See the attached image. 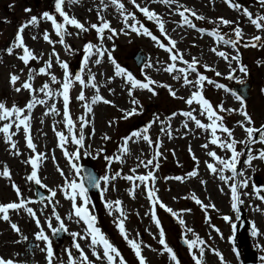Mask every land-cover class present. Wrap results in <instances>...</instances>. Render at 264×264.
I'll list each match as a JSON object with an SVG mask.
<instances>
[{
  "label": "rangeland",
  "instance_id": "obj_1",
  "mask_svg": "<svg viewBox=\"0 0 264 264\" xmlns=\"http://www.w3.org/2000/svg\"><path fill=\"white\" fill-rule=\"evenodd\" d=\"M54 0H0V50L7 48L12 41L18 28L21 24H24L26 20L31 16L39 17L44 11L53 10ZM125 4L128 10H133L132 5L128 3V0H121ZM141 3V0H137ZM179 3L184 6L193 9L197 14L205 17L204 20H195L194 17H190L193 23L199 28L211 30L215 27L214 24L208 21L216 20L219 17L224 19L238 21L239 27L242 29L243 38L246 42H251V37L255 35H262L264 33L258 32L254 26L247 22L246 18L243 17L240 11H236L228 8L223 0H178ZM239 3L242 8L249 9L254 15L264 14V8H261L258 4V0H234ZM108 3V0H105ZM144 3H148V0H143L141 6ZM100 0H79L78 3L68 4L65 0L64 8L68 12L69 16H74L81 23L87 26L91 23H99L96 12L99 9ZM11 5V7H9ZM148 7L155 12L159 13L165 21V29L170 37L177 42L176 47L182 52L185 60H190L192 56L197 57L201 64L207 63L217 68L222 74L221 77H216L214 73H205L209 78L216 80L218 83H222L225 87L234 91L236 87L246 88L247 100L246 107L252 119L255 122V126L259 127L264 124V94H261L260 89L264 88V44L259 47H244L243 43L238 45V51L240 53L242 64L246 65L249 70L248 77L244 78L245 83L239 84L236 80H227L225 78L227 68L225 62L216 57L214 53L210 52L209 49L216 46L218 50H223L233 54V50L222 44L216 45L214 39L209 37L206 33L202 34L197 32L195 29L188 28L187 26L180 27L179 15L173 11L175 5L166 6L160 3H148ZM31 9L30 12H25L24 9ZM137 19L149 28V30L160 37V33L156 24L152 21H148L139 12L135 13ZM101 15L110 22V26L116 29L121 28L123 25L119 18L118 10L115 6L109 4V6L101 12ZM188 15L187 13L185 14ZM59 20V18H58ZM236 25L221 26L220 32L222 34L231 35V29ZM68 31L72 32L73 35L67 36L65 42L68 43L72 49L76 50L74 55H68L62 45L59 43L55 44V51L59 55L61 60H65L69 63L70 68L73 72L79 69V63L82 59V46L88 41L96 43L95 31L90 30L87 33H81L79 37L75 35L77 31L71 26H66ZM47 30L50 38L58 40L54 31L51 28L50 22L39 20L38 24L28 26L22 33V39L24 44L37 55L41 52L44 54L42 60L38 63L36 61H30L29 67L38 69L42 66L43 61L49 58L52 45L47 44L43 38V32ZM106 31V30H105ZM33 36L36 39H33ZM162 42L167 43L160 37ZM115 44V50L113 52L114 58L117 62L128 71L134 74L137 79L143 81L144 75L149 76L151 79L158 81L163 84L171 85L177 90L178 96L187 97L189 94L188 89L181 88L180 83L182 81H173L168 73L163 69L167 67L165 63L168 60V54L161 48L157 47L155 43L145 36H137L134 33L129 35H118L113 41H105V47L111 48L112 44ZM20 49H15L13 55H8L6 52L0 51V102H4L6 106L11 107L16 104L19 107H23L29 95L26 91L16 93L12 86L9 84V73H15L20 76V80L17 82V86L27 77V67L17 59L15 53L20 52ZM146 58L145 64H151V67L138 68L136 60L138 57ZM257 61H260L258 66ZM170 63V61H169ZM177 66L179 62H177ZM89 67L93 72L97 73L96 81L102 86L100 87V94L110 101H114L118 107L111 105H105L102 102L93 105L94 116L89 115V119L92 120V124L85 128V147L80 149V159L78 161L81 169L84 166H90L98 175V177L104 175L106 171L115 173L119 171L121 175L130 174L129 169L135 167L137 163V157L148 158L152 152L145 142L138 141L132 143L129 141L130 154L123 157L124 163L113 162L110 169H106L107 162L103 159L105 155H113L117 151L118 145L121 143V138L129 134L131 131L142 128L146 122L153 118V114H157L163 119L165 116L170 115L172 112H179L181 110H187L188 106L184 104L183 100L173 99L168 95V92L163 87L156 88L157 95L151 96L146 90H136L134 97L140 101L143 105L144 111L141 115L133 116L128 120L119 119L122 115L118 109L129 108V97L127 92L123 90V85L119 77L115 78L111 83H107L106 78L113 75V69L106 59L100 65H92ZM198 70L204 72V69L197 66ZM23 68L24 71L19 70ZM159 69V71H157ZM57 76L58 79L62 77V70L57 64H55V57H53V67L50 70ZM103 75H100V73ZM240 76L239 73H236ZM190 79L192 76L189 77ZM48 78L46 76H37L33 84L35 87H39ZM56 88L57 85H52ZM114 90V94L109 92V89ZM79 85H74L70 90V102L69 110L71 118L77 121V118L82 114V102L76 100V96L79 94ZM94 89H85V96L91 97L94 94ZM241 95L240 93H237ZM205 97L215 106L220 102H223L225 108H238V101L231 96L230 93L224 92L222 89H217L213 85H206L204 88ZM242 96V95H241ZM243 97V96H242ZM51 103V101H49ZM57 108L62 109V100L57 99ZM197 107L198 105H193ZM44 107L36 105L32 110L30 135L33 142L37 146L38 152L45 153V159L39 164L38 175L42 178L43 183L49 188H56L57 185L62 183L63 178L56 171L57 165L63 169L66 173L68 172L67 161L65 160L61 150L57 147V138L52 131L53 122L57 130H63L64 125L62 123V115L52 116L43 115ZM202 122L207 123L205 117H201L197 113ZM225 117V124L227 127L233 130V136L236 140L244 138L245 134L242 129L236 125V121L242 119L238 114L233 113L228 115L223 113ZM117 120V123L113 126H108V121ZM183 117H174L171 121V127L173 130V138L168 139L167 136L160 133V125L154 124L149 130L151 138L155 141L157 137L160 138L161 144L159 150L163 153V156L159 159L160 167L154 172L156 176L155 188L157 195L160 200L169 208L180 213L182 209H191V212L180 213L181 217L185 220L186 225L193 229L195 234L203 239L210 248H215L220 251L226 261V264H244L247 259H250L253 255H256L258 264H261L260 256L264 255L255 245L260 244L264 246V214L256 211V206L264 208V204H261L255 196H241L244 201L243 204L239 205L240 208V219H235V213L231 210V199L226 193L229 192L228 186L223 184L215 175L209 173L205 166V161H211V158L206 155V149L201 148V145L206 143L207 133L202 132L199 129H195V126L189 122V128L195 129L194 132H188L183 127ZM43 121V123H41ZM0 121V124H3ZM78 123V121H77ZM95 128L94 135L89 137V133L92 127ZM187 132V135L184 133ZM108 135L109 140L104 141L102 137ZM13 139L17 142L22 155L12 156L7 150L2 134H0V171L6 165L10 170L11 182L0 176V204L8 203L17 200L15 192L11 188V183L14 182L19 186L23 196L29 201L38 200V192L47 196L46 189H40L38 186L27 182L25 176L30 172V165L23 163L28 158L31 150L25 146V141L22 138L21 133H17ZM69 151L75 149V145L70 142L65 145ZM155 147V146H154ZM189 147H191L192 154H194L200 161L198 166V176L188 178L186 173L191 171L195 167V162L192 160L189 154ZM237 150L243 148L242 145L237 144ZM209 148L215 150L218 155L225 156V152L221 151L216 146L209 145ZM264 148V145L256 143L252 145L253 154L258 150ZM98 149H103L100 156L93 159L92 156H85L84 152L88 151L95 155ZM172 153H175L173 156ZM230 155V153L228 154ZM55 157V160L52 159ZM166 157V158H165ZM246 159V155L242 156ZM252 164L255 168H247L243 163L237 165L238 170L245 171V177H251L249 180V187L242 191L251 192V185L253 183L257 186L264 188V162L260 160H253ZM179 165V166H178ZM240 165V168H239ZM147 170L143 167L137 169L138 174H142ZM48 173L55 178L48 179ZM225 175H231L230 172H226ZM184 177V182L181 183L174 179L165 180L164 177ZM84 177L83 171L75 177L77 182H82ZM200 180H204L205 183L201 184ZM137 183H139L137 181ZM130 183L126 180L117 178L116 181L110 182L108 190L104 192L103 197L95 195L93 198L90 197L89 193V204L87 205L90 214L97 217L96 227H99L101 231L106 235L107 239L115 245L127 264H138L134 253L127 246L123 238L119 235L118 230L113 223L116 213L112 216L108 215L105 207L104 200H116L122 201V208L124 210L127 219L124 221L125 229L129 234V238L137 239L142 242L141 251L142 255L146 258L147 264H173L166 253H160L159 251H153L152 249H161V245L157 243L158 230L155 224L152 223L150 216H146L145 212L149 209V203L146 195L142 194L143 186L135 189V198L128 195V188ZM223 188V192L220 189ZM101 192V189H100ZM195 194L203 203H212L215 205V209H207V220L205 214L201 211L200 207L190 199V196ZM264 194V193H262ZM56 204V211L64 220L68 232H83L85 225L83 221L77 220L72 215L71 219H68L72 212L70 203L64 199L62 193L57 191V195L54 197ZM28 206L32 207L41 220V224H44L45 217L51 216L52 205H42L35 202L30 203ZM43 208V215H40V209ZM139 213V215H137ZM157 217L161 223V226L165 232L166 243L176 253L180 264H194L191 257L188 254L186 246L181 240V228L174 218L163 209L156 207ZM10 219L17 223L21 229L23 236L27 237L26 241L21 243H12V241L20 239V237L11 231L10 226L7 222L0 220V256L5 258H13L17 261H23L28 264H46V253L41 252L39 248H33L34 244H39L43 247V242L35 241L33 233L37 231L35 223L27 216L26 213L20 211L19 214L10 210ZM223 215H228L233 219V222L237 225L235 230L230 229L229 225L222 219ZM259 230L261 235L253 237L251 235L252 224ZM52 224L55 227L56 221L52 218ZM242 224V225H241ZM214 225L220 230L223 235V239L217 235V233L210 227ZM147 229V231H146ZM46 234L51 238V245L54 249L53 264H67L68 253L64 251L68 249L72 252L74 257H78V253L75 248L71 247L72 237L67 232H60L56 236H52L45 226ZM137 233L139 236L137 237ZM151 233L152 235H150ZM63 234V235H62ZM61 235V236H60ZM187 238L193 239L192 233L185 234ZM60 236V237H59ZM156 236V239L153 238ZM57 237V239H55ZM211 237V239L209 238ZM78 243L84 249L85 253L89 256L90 260H95L91 256L90 249L88 247V240H79ZM143 245H150L151 247H144ZM235 248V252L232 249ZM28 250V251H26ZM102 251V249H101ZM194 251L196 249L194 248ZM237 253L239 258H237ZM19 254V255H17ZM95 264H100L96 261ZM204 264H219V259L209 250L205 249Z\"/></svg>",
  "mask_w": 264,
  "mask_h": 264
},
{
  "label": "snow or ice",
  "instance_id": "obj_2",
  "mask_svg": "<svg viewBox=\"0 0 264 264\" xmlns=\"http://www.w3.org/2000/svg\"><path fill=\"white\" fill-rule=\"evenodd\" d=\"M78 2L79 0H67L68 4ZM223 2L228 8L240 11L243 17L246 18L247 22L254 26L258 32L264 33V14L258 13L254 15L249 9L242 8V6L239 3L234 2V0H223ZM64 3L65 0H54L53 10L51 12L44 11L39 17H29L16 31L12 43L7 48L0 50L6 52L10 56L14 54L15 49L21 50L20 52L15 53V55L17 59L20 60L25 67H27V77L19 83V86H17L20 76L10 72L8 82L16 93L26 91L29 95V99L23 107H19L16 104L8 107L4 102H0V121L4 122L3 124H0V134H2L3 141L7 146L9 154L16 157L21 156L22 153L13 137L16 136L17 133L22 134L26 148L31 150L28 158L23 161L26 165H30V172L26 174L25 180L38 186L40 189L47 190V196L40 195L38 200L29 201L23 196L19 186L14 182L11 183V188L15 192L17 200L0 204V220L7 222L11 231L20 237V239L12 241V243H21L27 240V237L23 236L17 223L13 222L9 215L10 210L17 214H19L20 211H23L35 223L37 231L33 233L34 240L43 242V247L39 244H34L33 248H39L41 252L46 253V264H53L54 249L51 245L50 236L46 234L45 226L47 230L51 232L52 236H56L60 232H67L68 235L72 237L71 247L76 249L78 257H74L70 250L65 249L64 251L68 253L67 264H95L96 261H99L100 264H127V261L119 249L107 239L106 235L99 227L95 226L97 223V217L90 214L87 208V205L89 204V189L85 187L83 182H77L75 179V177L82 172L78 161L81 155L80 149L85 147V128L92 124V120L88 117L90 114L94 116L93 105L102 102L105 105L118 107L114 101H110L100 94V87L102 85L96 81L97 73L93 72L89 67L90 64L100 65L106 59V61L111 64L113 69V75L106 78L107 83H111L115 78L119 77L123 85V90L127 92L129 97V108L118 109L122 113L119 119L128 120L133 116H138L143 113V105L140 104V101L134 97V92L136 90H146L154 97L158 94L156 88L163 87L167 90L168 95L173 99L183 100L184 104L188 106V109L181 110L179 112L174 111L170 115L165 116L163 119H161L159 115L153 114V118L146 122L142 128L133 130L129 134L122 137L116 153L113 155H105L103 157V159L107 162L106 169H110V166L114 161L120 164L124 163L123 157L130 154L128 147L129 141L137 143L142 140L150 149H152L151 154L146 159L138 156L135 167L129 169L130 174L128 175L122 176L119 171H116L115 173L106 171L104 175L97 178L89 174L87 176L89 187L101 189L100 195L103 197L104 192L108 190L110 182H114L117 178H120L130 183V187L127 192L130 197L135 198V189L143 186L142 194L146 195L149 203V209L145 212V215L150 216L152 223L155 224V227L158 230L157 243L162 246L159 250L152 249L153 251L166 253L169 260L173 262V264H180L176 253L166 243L165 232L156 213V207L159 206V208L169 213L179 224L181 228V240L186 246L188 254L194 264H204L206 248H209V250L219 259V264H226V261L220 251L215 248H210V246H208L203 239H200L195 234L192 228L186 225V222L181 217L180 213H190L191 209H182L180 210V213H178L167 207L158 197L155 188L156 176L154 175V172L160 167L159 159L163 156V153L159 150L161 144L160 138L157 137L154 141L149 134V130L154 124L158 123L160 125V133L167 136L168 139H172L173 130L171 127V121L174 117L180 116L184 118L182 124L188 132H194L195 129H199L202 132L207 133L206 143L202 144L201 148L207 150L206 155L211 158L212 162L205 161L206 169L209 173L218 177L223 184L228 186L229 192L226 194L229 195L231 199V210L236 214L235 219L239 220V205L244 203L241 196L253 195L261 202V204H264V194H262L264 193V188L253 183L251 185V192L242 191L243 189L249 187V180H251V177L244 178L245 171L238 170L237 168V165L241 163L240 158L245 155L246 159H244L242 163L247 168H252L253 171H255L252 164L253 160L258 159L261 162H264V148H261L255 154H253L252 149V145L256 143L264 145V124H261L259 127L255 126L252 116L247 111L246 100L244 97L225 87L224 84L218 83L216 80L209 78L205 74L207 72H212L216 77L224 75L218 71L216 67L207 63L201 64V61L195 56H192L190 60L184 59L182 52L176 47L177 42L167 33L165 29V21L159 13L148 7V3H160L166 6L175 5L173 11H175L180 17V21L178 22L180 27L187 26L188 28L195 29L199 33H206L209 37L214 39L216 45L222 44L231 48L233 50V54L223 50H218L216 46L211 47L209 51L225 62L227 68L225 78L227 80H236L241 85L245 83V79L241 77H248L249 70L247 66L241 62L238 45L243 43L244 47H259L261 44H264V37H262V35H255L251 37V42H246L243 38L242 29L239 27V22L224 19L223 17H219L216 20L210 19L208 21L209 23L215 25V27L211 30L199 28L192 22L190 17H194L195 20L198 21L204 20L205 17L197 14V12L193 9L179 3L178 0H148V3H144L143 6H141L143 0H141V3H138L137 0H128V3L132 5L133 10H128L121 0H108V3H105V0H100L99 9L96 12L99 23H91L87 26L81 23L74 16H69L63 6ZM109 4L115 6L118 10L119 18L123 25L119 29L111 27L110 22L105 19L103 15H101V12L106 9ZM258 4L261 8H264V0H258ZM9 7H11V5ZM24 11L30 12L31 9L25 8ZM136 12L141 13L148 21L154 22L158 28L160 37H163V40L167 41V43L162 42L160 37L154 35L149 28L145 27V25L137 19L135 14ZM186 13L188 14L187 16L185 15ZM41 19L50 22L51 28L56 37H58V40L51 39L47 30L43 32V40L47 44L52 45L53 48L49 58L43 61L42 66L35 69L29 67V62L36 61L39 63L44 54L41 52L37 55L33 50L29 49L23 42L22 33L25 28L30 25L35 27ZM233 24L236 26L231 29L232 34L225 38L227 34H222L220 32L221 26H229ZM66 26H71L76 29L77 31L75 32V35L77 37H79L81 33H87L90 30H94L97 41L96 43L88 41L83 44L82 49L80 50L82 51V59L79 63V69L75 72L71 70L67 61L60 59L54 47L55 44L59 43L68 55L75 54L76 50L72 49L71 46L65 42V38L67 36L73 35L72 32L68 31ZM130 33H134L137 36L149 37L157 47L163 49L168 54V60L165 62L167 67L163 70L170 75L173 81H182V83H180V87L188 89L189 94L187 97L178 96L177 90H175L171 85L155 81L147 75H144L143 81L137 79L133 73L122 67L117 62L113 56L115 44L113 43L111 48L105 47V41H113L118 35H129ZM33 39H36V37L33 36ZM53 57H55V64H57L62 70V77L60 79H58L57 76L50 71L53 67ZM177 62H179V65L181 66H177ZM260 63V61H257L258 66ZM198 65L204 69V72L198 70ZM145 67H151V64H145ZM19 71L23 72L24 69L21 68ZM157 71H159V69H157ZM236 73H239L240 76H237ZM100 75H103V73L101 72ZM37 76H46L48 79L45 80L39 87H35L33 81ZM190 76H192L191 79L189 78ZM77 84L79 85L80 91L76 96V100L82 102L81 106L83 108L82 114L77 118L78 123L71 118L69 110V93L72 87ZM52 85H57V87L53 88ZM206 85H213L217 89H222L224 92L230 93L231 96L238 101V108H225L223 102L214 106L204 95V88ZM86 88L95 90L94 94L90 98L85 96ZM109 92L114 94V90L111 88L109 89ZM260 92L261 94H264V88H261ZM57 99L62 100V109L57 108ZM49 101H51V103H49ZM36 105L44 107L45 110L43 115L45 116L62 115V123L64 125V129H66V132L63 130H57L55 126L57 122H53L52 131L58 141L57 147L60 148L65 160L67 161L68 168V172L66 173L57 165L56 171L63 178V180L60 185L56 186V188H49L43 183L42 178L38 175L39 164L45 159V153L37 151V146L33 142L30 135L32 110L36 107ZM193 105H198V109ZM197 112L199 116L205 117L208 122H202V120L194 114ZM223 113H227L228 115L235 113L242 117V119L236 121V125L242 129L245 134L243 139L238 141L234 138L233 130L227 127L224 122L225 117ZM189 122L195 126V129L189 128ZM41 123H43V121H41ZM116 123L117 120H110L108 121V126L111 127ZM94 133L95 128L93 126L91 132L89 133V137L94 135ZM187 134V132L184 133V135ZM257 134L259 136L258 141L255 139ZM102 139L107 141L110 137L108 135H104ZM69 142L72 145H75V149L73 151H69L65 147V145ZM237 144L242 145L243 148L241 150H237ZM209 145L216 146V148L225 152V156L218 155L215 150L209 148ZM103 151V149H98L95 155L91 152L85 151L84 155H90L93 159H96ZM188 151L196 165L191 171L186 173L188 178H192L198 176V166L200 161L194 154H192L191 147H189ZM229 153L230 155H228ZM172 154L175 156V153ZM52 159L55 160V157H52ZM140 167H143L147 171L142 174H138L137 169ZM226 172H230L231 175H225ZM0 176L11 182L10 170L6 165L3 167L2 171H0ZM164 179H174L181 183L184 182V177L182 176L164 177ZM137 181L139 183H137ZM200 183L204 184L205 181L200 180ZM57 191L62 193L64 199L68 200L70 203L72 212L68 219H71L72 215H74L78 222L83 221V224L85 225L83 232H68L64 220L56 211L55 206L59 202L55 201L54 197L57 195ZM220 191L223 192V188H221ZM190 199L200 207L201 211L205 214V219L207 220V209H215V205L212 203H203L195 194H192ZM32 202L45 206L52 205L51 216L45 217L43 225L41 224V220L39 219L37 212L32 207L28 206ZM103 203L108 215L112 216L113 213L118 214L115 216L113 223L115 224L119 235L134 253L138 264H147L146 258L142 255L141 251L142 242L137 239L129 238V234L125 229L124 221L127 219V216L122 208V201L120 199H116L114 201L104 200ZM255 210L264 214V208L259 205L256 206ZM40 215H43V208L40 209ZM137 215H139V213H137ZM52 218L56 221L55 227L52 224ZM222 219L229 225L230 229L235 230L237 225L233 222V219L230 216L223 215ZM210 227L217 233L218 236H220L221 239L224 238L218 228L214 225H210ZM186 233H192L194 238H187L185 235ZM149 234L152 235L151 233ZM251 235L253 237L261 235L259 230L255 227L254 222L252 224ZM138 236L139 233H137V237ZM77 238H79V240L89 241L88 247L90 249L91 256L94 257L95 260L89 259V256L78 243ZM153 238L156 239V236H153ZM209 238L211 239V237ZM143 246L149 248L151 247L150 245ZM255 246L262 253H264V246H261L260 244H256ZM194 248L196 251H194ZM232 251L235 252V248H233ZM237 258H239L238 253ZM260 261L261 264H264V255L260 256ZM0 264H26V262L0 256ZM28 264H30V262H28ZM61 264H63V261H61Z\"/></svg>",
  "mask_w": 264,
  "mask_h": 264
},
{
  "label": "water",
  "instance_id": "obj_3",
  "mask_svg": "<svg viewBox=\"0 0 264 264\" xmlns=\"http://www.w3.org/2000/svg\"><path fill=\"white\" fill-rule=\"evenodd\" d=\"M53 5H54V2H53ZM145 62H146V58H144V57H142V56L138 57L137 60H136V64H137L138 68H142L143 65L145 64ZM234 91H235L236 93H240V94L245 98V100L248 99V98H247V94H246V93H247L246 88H242V87L238 88V87H236V88L234 89ZM255 139H256L257 141L259 140V136H258V134L255 136ZM82 171H83V174H84V177H83V179H82V182H83V184L85 185V187H87V188L89 189L88 193H89L90 197L93 198L95 195L100 196V189H95V188H91V187H89L88 180H87V176H88L89 174H91V175H93V176L99 178L98 175L95 173V171H94V170L92 169V167H90V166H84V167L82 168ZM38 193H39V194H38V198H39L40 195H44V194H41V192H38ZM38 198H37V199H38ZM241 225H242V224H241ZM61 233H62V232H61ZM62 235H63V234H62ZM60 236H61V235H60ZM60 236H59V237H60ZM55 239H57V237H55ZM256 258H257L256 255H253L250 259H247V261H246L244 264H258Z\"/></svg>",
  "mask_w": 264,
  "mask_h": 264
},
{
  "label": "bare ground",
  "instance_id": "obj_4",
  "mask_svg": "<svg viewBox=\"0 0 264 264\" xmlns=\"http://www.w3.org/2000/svg\"><path fill=\"white\" fill-rule=\"evenodd\" d=\"M47 178H48V179H51V178H55V177H54V176L52 177V176L48 173Z\"/></svg>",
  "mask_w": 264,
  "mask_h": 264
}]
</instances>
